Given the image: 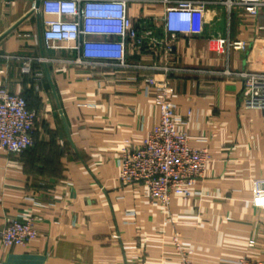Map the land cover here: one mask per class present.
<instances>
[{"label":"crops","instance_id":"obj_1","mask_svg":"<svg viewBox=\"0 0 264 264\" xmlns=\"http://www.w3.org/2000/svg\"><path fill=\"white\" fill-rule=\"evenodd\" d=\"M128 1L146 36L128 62L145 68L88 76L75 51L46 49L32 0H0V88L22 94L37 113L34 146L20 156L0 151V227L27 214L38 231L26 247L0 245V264H181L176 234L191 264L247 256L264 264V209L253 205L255 186L264 190V113L245 109L243 82L226 75L264 74V9L251 16L229 10L228 0H193L206 2L205 12L168 54L165 0ZM236 41L246 49L229 46ZM43 57L47 64L22 73L24 58ZM154 62L178 69L168 93L181 129L212 157L193 195L172 196L168 209L152 204L142 185L119 180L123 151L142 146L160 120L144 91Z\"/></svg>","mask_w":264,"mask_h":264},{"label":"built area","instance_id":"obj_2","mask_svg":"<svg viewBox=\"0 0 264 264\" xmlns=\"http://www.w3.org/2000/svg\"><path fill=\"white\" fill-rule=\"evenodd\" d=\"M6 4L19 0H3ZM32 0L33 11L44 17L43 40L47 50L75 51L74 64L91 76L103 68L144 69L128 62L129 53L142 52L146 48V36L140 32L129 15L128 0ZM167 7L162 18L166 42L161 45L171 54L178 35H190L194 31L196 15L203 14L204 1L165 0ZM229 10L240 8L251 16H258L264 9V0H228ZM170 37V40H169ZM168 41V42H167ZM160 42L156 43L159 46ZM239 51L246 43L230 42ZM49 59L24 58L21 71L30 75L35 63L47 64ZM154 73L144 76L147 95H154V103L160 111L159 123L150 132L145 143L135 149H125L119 159V180L124 187L142 185L149 201L168 209L172 196L189 198L192 189L203 178L212 162L210 151L194 148L190 138L181 129L183 119L178 117L176 105L169 90V77L178 69L154 62L149 67ZM243 82L242 106L264 113V74L240 72L226 73ZM163 78H159V77ZM37 113L28 108L22 94L0 88V151L20 156L34 146L33 132ZM253 205L264 209V190L258 185L253 191ZM38 237L35 219L22 214L0 227V245L4 248L28 246ZM181 264H191L179 234L172 238ZM249 247H255L250 241ZM232 264H263L249 256Z\"/></svg>","mask_w":264,"mask_h":264},{"label":"water","instance_id":"obj_3","mask_svg":"<svg viewBox=\"0 0 264 264\" xmlns=\"http://www.w3.org/2000/svg\"><path fill=\"white\" fill-rule=\"evenodd\" d=\"M39 6H40V1L37 0L36 3H35V7H36V8H39Z\"/></svg>","mask_w":264,"mask_h":264}]
</instances>
